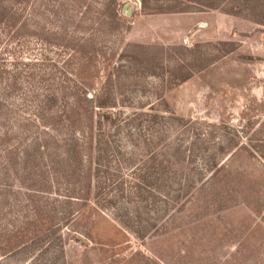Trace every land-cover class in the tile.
Listing matches in <instances>:
<instances>
[{"label":"rangeland","instance_id":"obj_1","mask_svg":"<svg viewBox=\"0 0 264 264\" xmlns=\"http://www.w3.org/2000/svg\"><path fill=\"white\" fill-rule=\"evenodd\" d=\"M103 2L0 0V264H264V0Z\"/></svg>","mask_w":264,"mask_h":264},{"label":"trees","instance_id":"obj_2","mask_svg":"<svg viewBox=\"0 0 264 264\" xmlns=\"http://www.w3.org/2000/svg\"><path fill=\"white\" fill-rule=\"evenodd\" d=\"M104 4L101 5V11H100V20L101 23L103 24H108L109 28H110V33H112L114 30L116 31L119 27H123L125 25V20L124 18L120 17L119 12H118V6H119V2L118 0H103ZM143 7L146 8V2L143 1ZM156 11H160L162 12V9H158ZM16 23L12 24L11 26H15ZM124 28V27H123ZM20 35V32L18 31V29H14V34H13V38H15L16 36L18 37ZM86 93V92H85ZM84 94V91H80L77 90V93L74 94H70V98L67 101V104H64L63 106H59L57 105L58 101L60 98H58V93L50 96L49 95V100L51 102V104H49L48 106V111H56V113H58L57 115L60 116V118L64 117L66 119V121L71 125V123H75L76 120L75 118H73V116H76V118L78 119V117H80L82 114L85 115L86 120H91V124L92 122L94 123V116H93V112L91 110H94V108L98 107V111H103L104 113L113 115V109L116 106L113 105H109L107 101H100L98 104L96 105H91V109L89 107V105L86 103H84V98H81L82 95ZM95 97V96H94ZM55 102L56 105H54L53 103ZM85 107H89V108H85ZM43 108V110L47 109V105L41 107ZM52 112L49 115L50 120L53 119L52 118ZM39 118H37V120L44 126V128H46V124L48 123L47 119L45 118V116H43L42 113L38 114ZM51 126V125H49ZM92 126V125H91ZM48 128V127H47ZM90 130H88L89 132L86 134L90 135L91 138V144H92V136L91 134H93V126L89 128ZM82 147V146H81ZM90 147V145H89ZM78 145L73 144L68 146L67 149V154H70L71 156L73 154H76V152L78 151ZM75 167L77 168V170L80 172L79 176L81 177L82 173L84 174V170L81 167V162L80 161H76L74 163ZM85 177H87V179L84 182H81V184H79V186H72L74 187L73 190L72 188H67L66 192H63L64 194H60L59 193V197L63 198L65 200H79L81 202H83V206H86L87 204H93V206L95 208L100 207L99 202H97L96 199L97 197H95V191L97 189L96 186L93 185V177H92V173H91V168L85 172ZM74 189H78L77 192H70L71 190L74 191ZM79 212V211H78ZM49 225V224H48ZM40 233L42 232L39 231Z\"/></svg>","mask_w":264,"mask_h":264}]
</instances>
